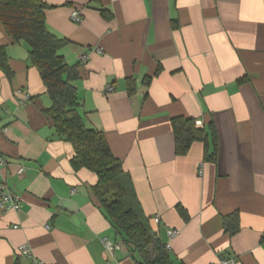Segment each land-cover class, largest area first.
Instances as JSON below:
<instances>
[{
    "label": "crops",
    "instance_id": "obj_1",
    "mask_svg": "<svg viewBox=\"0 0 264 264\" xmlns=\"http://www.w3.org/2000/svg\"><path fill=\"white\" fill-rule=\"evenodd\" d=\"M39 1L50 7L47 29L69 42L58 54L77 67L79 117L102 131L173 258L264 264V0ZM0 48L11 73L0 69L1 177L20 201L0 213V264H29L21 246L44 264H134L123 246L105 248L104 239L119 242L92 192L96 176L72 168L28 47L1 23ZM174 117L213 125L215 164L203 161L201 143L174 154ZM234 212L239 231L229 237L222 219Z\"/></svg>",
    "mask_w": 264,
    "mask_h": 264
},
{
    "label": "trees",
    "instance_id": "obj_2",
    "mask_svg": "<svg viewBox=\"0 0 264 264\" xmlns=\"http://www.w3.org/2000/svg\"><path fill=\"white\" fill-rule=\"evenodd\" d=\"M50 7L39 0H0V23L13 43L24 42L28 47V61L39 73L50 99L45 115L53 123L56 135L73 149L70 164L74 170L86 169L96 176L92 192L100 210L112 228L116 240L126 249L134 264H181L168 252L154 233L143 214L134 192L133 183L121 163L112 155L102 131L86 127L78 115L79 103L74 82L78 80L76 66L68 65L58 51L68 41L52 34L46 27L44 12ZM105 19L111 15L100 11ZM6 53L0 48V69L11 73ZM159 69L156 70V74ZM148 80H146V84ZM128 94L134 90L133 80H126ZM195 120L174 117L170 127L174 154L185 156L192 144L203 145V161L216 163L217 137L213 125L207 129ZM209 139L211 151L209 152ZM179 217L188 220L186 211L176 207ZM223 229L229 237L239 231L238 213L223 217Z\"/></svg>",
    "mask_w": 264,
    "mask_h": 264
},
{
    "label": "built area",
    "instance_id": "obj_3",
    "mask_svg": "<svg viewBox=\"0 0 264 264\" xmlns=\"http://www.w3.org/2000/svg\"><path fill=\"white\" fill-rule=\"evenodd\" d=\"M70 19L74 23L80 22V16L77 11H73L71 13ZM87 62L86 56H81L80 63L85 64ZM111 88L107 89V92H110ZM196 125L200 126L201 124L199 122H196ZM5 161L2 158L0 154V213L4 214L11 211H17L20 208V201L16 196L12 194V192L9 190L8 186L4 183L1 177V169L4 167ZM23 170L21 168L18 169L17 174H21ZM155 221L158 220V217L155 216ZM178 234L176 230H168L167 236L169 238H173ZM103 244L106 249L112 250L113 248H120L122 245L119 244H111L106 239L103 240ZM167 248V247H166ZM17 253L19 256L26 258L29 261V264H44L42 261L38 260L34 257L31 250L27 246H21L17 249ZM219 264H233L232 261H228L225 259H221L219 261Z\"/></svg>",
    "mask_w": 264,
    "mask_h": 264
}]
</instances>
